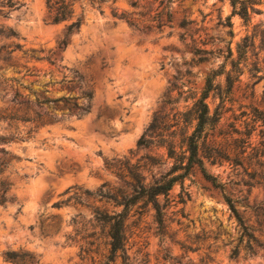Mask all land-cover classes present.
Masks as SVG:
<instances>
[{
    "label": "rangeland",
    "instance_id": "374dc122",
    "mask_svg": "<svg viewBox=\"0 0 264 264\" xmlns=\"http://www.w3.org/2000/svg\"><path fill=\"white\" fill-rule=\"evenodd\" d=\"M13 1L0 26L17 38L0 46L22 49L0 62V117L44 124L0 120V181L10 199L0 205V264H22L6 261L9 251L36 264H104L110 238L97 214L122 212L113 199L170 172L167 147L184 151L190 110L217 71L206 99L214 124L198 155L223 188L194 166L157 197L161 225L150 202L130 207L126 264H264V186L254 178L264 172V0H240L246 20L232 16L230 0H70L71 18L57 24L46 0ZM76 19L79 30L65 35ZM63 96L88 112L48 102ZM225 197L262 243L253 254Z\"/></svg>",
    "mask_w": 264,
    "mask_h": 264
},
{
    "label": "trees",
    "instance_id": "16d2710c",
    "mask_svg": "<svg viewBox=\"0 0 264 264\" xmlns=\"http://www.w3.org/2000/svg\"><path fill=\"white\" fill-rule=\"evenodd\" d=\"M240 4V7L237 5ZM48 18L54 24L69 20L72 16L73 9L70 0H46L45 2ZM230 5L232 7V16L238 15L242 19L246 20L249 16V7L247 6L246 1L240 0H230ZM16 8V4L13 0H1L0 1V17L8 18V13L11 10ZM114 17L126 21L129 25L135 26L136 22L125 14L117 15ZM230 20V17L228 18ZM231 26V23H229ZM80 27L79 19L73 21L67 28L66 34L68 35L73 30L78 31ZM0 38L11 39L17 38V34L11 29H5L0 26ZM59 45L65 47L67 45L66 39H62L59 42ZM11 48V49H10ZM7 49H10L7 51ZM22 46L20 44L14 45H1L0 46V62L3 64L11 63L10 54L14 51H20ZM233 72V71H231ZM230 73H226V90L229 91L232 88L235 77ZM223 74L222 71H217L212 73L205 82V87L200 95V97L194 102L190 113L193 115V120L195 121V126L192 133L185 139V149L181 153L177 154L175 149L168 145L167 151L170 158L174 160V164L170 172L162 177L159 181L155 182L152 185L147 187L143 185H137L135 194L130 198H121L120 201L113 199L116 205L122 206L123 210L119 213H98L97 219L107 226L108 236L110 238L109 243V253L105 260L104 264H111L114 259L119 255L123 261V264H126L125 258V219L126 211L134 206L138 201L144 200L150 202L155 210L156 220L159 225L163 222V212L162 208L157 201L158 196H166L168 192L172 189L175 183L183 180L190 173L191 169L194 166H197L203 177L209 181L214 187L222 189V185L219 184L216 178L210 175L204 168L203 161L199 157V145L200 141L205 137L206 130L214 124V119L210 116L209 108L206 103V99L209 97V94L214 90L213 80L218 75ZM84 98H91L90 93H85ZM48 102L52 103H62L65 108L69 111L79 112V114H85L88 110L83 106L79 105L76 102H72L69 97H60ZM0 120L13 122H33L37 126L43 125L44 121L39 117V119H30L26 117H17L15 115L1 116ZM260 180L261 184L264 186V172L259 171V174L255 173V177ZM9 189V184H6L4 181H0V205H4L8 199L6 197L7 191ZM225 202L236 219L238 226L240 227L241 239L245 241V249L250 254L254 253L255 248H261L262 243H260L257 238L254 236L252 231L245 225L242 217L236 210L233 201L229 197H225ZM237 252L233 253V256H237ZM4 258L6 261L22 264H36V261L31 255L27 253H17V252H6L4 253Z\"/></svg>",
    "mask_w": 264,
    "mask_h": 264
}]
</instances>
